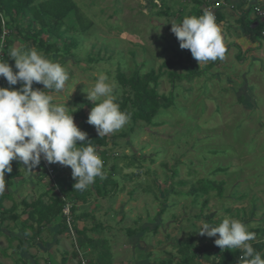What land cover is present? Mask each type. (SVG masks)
<instances>
[{
  "label": "rangeland",
  "instance_id": "1",
  "mask_svg": "<svg viewBox=\"0 0 264 264\" xmlns=\"http://www.w3.org/2000/svg\"><path fill=\"white\" fill-rule=\"evenodd\" d=\"M74 1L93 25L87 33H69L76 36L77 41L76 49L71 52L73 56L65 58L63 63L59 57L49 67L51 73L58 75L59 84L46 95L44 103L57 110L55 119L61 123L68 111L75 108L78 97L97 101L120 97L127 91L117 82V70L130 76L136 67L141 73L150 68L158 71L165 61L177 60L174 54L182 49L176 41L177 33L170 29L172 23L181 28L187 21L197 31L206 26L202 17L191 14L197 8L193 0ZM160 5L170 10L169 16H159ZM203 40L194 43L200 50L195 62L201 69L213 60L203 51ZM260 41L264 45V40ZM23 46V42L17 41L13 50ZM260 55L264 60V51ZM24 56L17 61V68ZM230 62L221 59L220 65L218 62L217 67L214 65L192 83L187 79H176L173 83L165 74L159 80L158 91L167 96L172 93L174 105L160 111L156 119L159 126L138 123L130 131L129 121L115 108L86 110L96 132L107 136L108 154L118 158L115 163L123 172L122 188L116 194L111 191L106 197L91 200L85 209L92 215L77 223L80 228L91 227L93 216L101 225L100 231L89 235L108 241L110 264H171L172 256L174 261L180 259L177 241L189 242L191 237L193 245L201 250L219 239L229 241L236 230L264 229V77L262 79L260 72L248 68L253 76L250 89L256 94L258 107L252 112L244 110L237 103L234 92L229 90L232 84L231 88L238 91V73L244 68H238L236 73L233 67L238 61ZM162 70L184 74L179 65ZM32 79L53 81L41 68ZM36 114L48 144L60 152L68 136L54 130L49 111L38 109ZM77 124L75 122L74 126ZM132 160L136 162L135 167L124 169ZM65 161V164L59 162L62 174L73 176L78 164L69 158ZM112 163L110 159L106 168ZM217 168L221 171L215 173ZM32 170L23 184L16 183L13 189L0 188L1 194H12L11 200L4 202L6 208L19 206L24 198L32 202L41 193L40 186L33 187L28 181L34 174ZM206 178L225 184L222 196L212 191L204 206L206 197L195 200L190 192L192 186ZM22 210L20 206L18 212ZM24 218L26 215H22L21 220ZM9 222L1 227L0 249L10 256L13 251L8 249L7 237L16 235L17 230L12 229L13 224L10 226ZM137 227H148L150 231L129 237L127 230ZM260 236V233L254 235L253 240ZM73 237L74 233H64L58 237V243H53V233L45 232L42 240L47 242L46 250L27 243L21 254L28 264H34L35 259L38 264H46L47 258L51 259V264H77L73 256ZM14 246H18V242H14ZM12 256L4 257L0 252V262L15 264L17 256Z\"/></svg>",
  "mask_w": 264,
  "mask_h": 264
},
{
  "label": "trees",
  "instance_id": "2",
  "mask_svg": "<svg viewBox=\"0 0 264 264\" xmlns=\"http://www.w3.org/2000/svg\"><path fill=\"white\" fill-rule=\"evenodd\" d=\"M193 1L197 7L191 13L194 17L203 18L204 8L210 6L214 15L211 24L214 25L222 20V14L218 10L215 11L212 4L204 5L206 0ZM152 5L156 7V4ZM202 5H204L203 8ZM160 9L159 16L170 15L169 9H164L162 5ZM258 20L260 21L258 17L254 21L249 20L247 16L239 20L246 36L252 41L262 39L261 30L264 28V23L259 24ZM255 22L258 25H255ZM92 25L74 0H0V43L4 36V46L0 49L2 84L6 88L8 101L17 114L18 123L27 128L34 141L42 148L47 147L46 158L43 160L34 150L30 149L31 140L20 136L15 131L14 125L3 121L0 117V188L13 189L16 183L23 184L26 182L25 177L30 175L31 169L34 174L28 181L33 187L37 185L41 188V193L32 202L24 198L19 206L15 204L10 208H6L4 202L11 200L12 194L0 193V230L9 221L10 226L13 224L11 228L14 227V230H17L16 235L7 237L8 249H12L13 254L9 256L3 249H0V252L4 257L17 256L14 259L15 264H28V260L21 254L22 248H25L27 243L45 249L47 242L42 240V235L49 231L53 233V243H58V237L64 233H74L73 256L77 264H83V261L85 264H110L111 253L108 241L89 235L90 232L100 231L101 225L96 223L93 216L91 218L94 222L91 227L85 225L80 228L77 223L92 215L85 209L91 200L106 197L111 191L116 194L119 188H122L123 176L121 175L123 172L115 163L118 158L110 157L108 154L107 136L96 132L86 110L115 108L120 116L129 121L130 131H133L138 123L159 126L156 119L160 111L167 110L174 105L172 93L169 96L159 93V80L167 74L173 83L176 79H187L192 83L215 65L211 63L201 69L195 62V57L200 52L198 47H194L199 33L197 28L187 21L181 28L179 24L172 23L170 29L177 33L176 41L182 49V52L177 51L174 54L177 60L165 61L158 71L150 68L147 72L141 73L139 67H136L130 76L117 70V82L127 91H124L120 97L112 96L97 101L78 97L75 99V108L68 111L64 122H58L55 119L58 115L57 110L44 103L46 95L56 89L59 84L58 75L51 73L49 69L50 64L57 61L59 57L61 58L60 63H63L65 58L73 56L71 52L76 49L77 41L74 39L76 36L69 35V33H87ZM17 41L23 42L24 46L14 51L13 45ZM23 54L25 56L19 67L21 69H19L17 61L22 58ZM177 65L181 66L184 74L162 70L163 67L172 69ZM39 68L53 81L33 80L32 77L39 71ZM28 69L30 70L27 73ZM38 97H40V102H37ZM35 102L37 106L34 107ZM38 109L49 111L51 113L49 121L54 130L64 132L68 136L65 148L60 152L48 144L47 137L42 133V127L37 126L36 111ZM75 122H78L76 127ZM65 158L78 164L73 176L62 174L63 170L59 162L67 163ZM110 159L113 163L108 169L106 165ZM135 165L136 162L132 160L126 163L124 169H132ZM220 171L221 169L217 168L215 173ZM126 175L139 178L138 175ZM181 183L187 184V182ZM224 184V181L202 179L197 182L196 186L191 187L190 193L195 196V200L200 196H205L203 203L206 206L207 196L212 191H217L218 195L222 196ZM20 206L23 207L21 213L18 212ZM22 215H26L23 220H21ZM200 216H203V213ZM208 220L214 223L210 216ZM147 231H150L148 227H137L127 230V234L129 237H135L138 234L144 235ZM258 233L261 234L260 238L253 240V236ZM234 235L229 241L219 239L216 244L202 247L201 250L193 245L191 237L189 242L177 241L180 259L174 261L172 256L169 263L264 264V240H262L264 229L246 230L243 228L236 230ZM14 242H18V246H14ZM199 258L200 262L196 263ZM37 260H34V264H38ZM50 260L45 259L46 264H51ZM65 261L66 259L63 260ZM0 264L3 263L0 262Z\"/></svg>",
  "mask_w": 264,
  "mask_h": 264
},
{
  "label": "crops",
  "instance_id": "3",
  "mask_svg": "<svg viewBox=\"0 0 264 264\" xmlns=\"http://www.w3.org/2000/svg\"><path fill=\"white\" fill-rule=\"evenodd\" d=\"M206 3L212 4L215 7V11L218 10L223 18L219 23L212 25L210 17L206 13H203L206 26L205 29L199 30L197 41L204 39L203 51L213 59L210 63L217 65L219 62L218 65H220L221 59L227 62L231 61L230 63L235 60L236 62L238 61L237 66L240 65V67H233L236 73L239 72L238 68L241 70V67L242 69L244 68L243 70H246V72L242 70V72L238 73V91L235 92L231 88L232 84H230L229 90L234 92L236 101L241 108L252 112L256 110L257 105L255 100L256 94L250 89L253 87V76L250 74L248 68L260 72L263 79L264 60L260 52L264 51V45L260 39L250 40L241 27L239 20L247 16L249 20L254 21L257 18L254 8L256 6L264 7V0H206L204 5ZM204 5H202V8ZM257 22L261 23L259 20ZM257 22H255V25H258ZM242 58L245 59L240 62L239 60Z\"/></svg>",
  "mask_w": 264,
  "mask_h": 264
},
{
  "label": "built area",
  "instance_id": "4",
  "mask_svg": "<svg viewBox=\"0 0 264 264\" xmlns=\"http://www.w3.org/2000/svg\"><path fill=\"white\" fill-rule=\"evenodd\" d=\"M210 6H206L203 10L204 13H206L210 19H214V15L211 11ZM255 15L260 19V22L264 23V7L256 6L254 8ZM5 35V34H4ZM3 37L0 43V49L3 48ZM261 37L264 38V28L261 30ZM1 70V68H0ZM3 76L2 72L0 71V117L3 121H6L8 123H11L15 127V131L20 135L28 138L31 140L30 149L34 150L35 153L41 157L43 160H45V150L47 147L42 148L37 142L34 141L31 133L25 128L23 125L19 124L17 121V114H15L13 107L10 105L8 101V94L6 91V88L2 84ZM85 264V262H82Z\"/></svg>",
  "mask_w": 264,
  "mask_h": 264
},
{
  "label": "clouds",
  "instance_id": "5",
  "mask_svg": "<svg viewBox=\"0 0 264 264\" xmlns=\"http://www.w3.org/2000/svg\"><path fill=\"white\" fill-rule=\"evenodd\" d=\"M255 13V12H254ZM262 38V37H261ZM262 39H264V38H262Z\"/></svg>",
  "mask_w": 264,
  "mask_h": 264
}]
</instances>
